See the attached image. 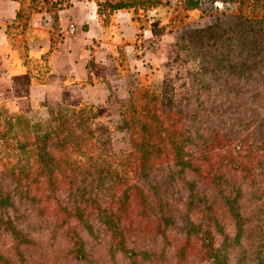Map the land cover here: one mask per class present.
Here are the masks:
<instances>
[{"label": "trees", "instance_id": "16d2710c", "mask_svg": "<svg viewBox=\"0 0 264 264\" xmlns=\"http://www.w3.org/2000/svg\"><path fill=\"white\" fill-rule=\"evenodd\" d=\"M11 1L18 9L8 32L21 57L22 36L39 15L51 18L54 49L58 12L73 0ZM212 1L241 17L181 38L184 55L198 62L190 96L142 83L132 90L117 126L130 146L119 155L104 148L92 106H63L39 121L0 106V235L11 237L20 264L32 222L48 225L52 242L62 235L67 255L87 264L92 243L112 264L118 255L157 264L168 250L172 264H264V21L251 19L264 16V0ZM95 3L101 26L127 11L139 38L148 14L172 0ZM173 3L169 26L203 5Z\"/></svg>", "mask_w": 264, "mask_h": 264}, {"label": "crops", "instance_id": "0c3cea01", "mask_svg": "<svg viewBox=\"0 0 264 264\" xmlns=\"http://www.w3.org/2000/svg\"><path fill=\"white\" fill-rule=\"evenodd\" d=\"M17 9L16 2L0 0V98L33 121L63 106L88 105L98 113L96 128L114 129L120 105L143 78L147 75L158 87L169 73L165 35H156L149 25L138 38L127 11L116 12L109 26H101L95 0H73L58 12L54 49L50 16H37L22 36L23 59L8 32Z\"/></svg>", "mask_w": 264, "mask_h": 264}, {"label": "rangeland", "instance_id": "374dc122", "mask_svg": "<svg viewBox=\"0 0 264 264\" xmlns=\"http://www.w3.org/2000/svg\"><path fill=\"white\" fill-rule=\"evenodd\" d=\"M202 2L203 5L201 9L187 12L188 17L175 26L168 25L169 19L174 15L173 0L171 5L156 9L148 14L150 16V24H148V26L151 25L155 30L159 29L161 26L164 27V31L160 35L166 36L164 50L169 73L164 79L163 84H159L158 87H155V84H151L146 75L141 82L144 86L158 88V91L171 94L176 99H184L191 95L193 92V84L190 80V74L197 70L198 62L196 59L188 58L184 55L185 52L181 49V38L187 37L186 35L190 31H202L209 27H215L219 23H223L224 25L234 24L236 18L241 17L238 15V11L234 6L227 8L222 5L217 6L212 0H202ZM249 19L250 18L247 20ZM251 19L264 21V16H260L259 14ZM1 105H5L7 108V104L0 98V106ZM7 109L10 110L9 107ZM97 114L96 112V116ZM95 131L102 139L104 148L112 152L113 155H119L129 149L130 142L128 133L121 128L115 127L114 129H109L101 127L96 128ZM32 225H34V229L31 232L33 243L29 246L30 249L28 253L23 255L24 263L22 264L88 263V260L76 262L74 258L67 255L66 251L68 245L62 235H59L57 239L52 242L51 234L46 231L48 225H42L43 229H38V224L35 222H32L29 226ZM22 228L28 229L24 222ZM155 245L159 246L157 242H155ZM91 246L93 247L89 258L91 264H112L103 247L95 243H92ZM13 248L14 243L11 237L5 234L0 235V256L6 258L8 262L11 261V263L6 264H20ZM168 249L169 248H166V250ZM171 255V251L168 250L167 254L159 257V262L157 264H172ZM115 261H117V264H129L128 260H125L121 255H118ZM1 263L0 261V264Z\"/></svg>", "mask_w": 264, "mask_h": 264}, {"label": "built area", "instance_id": "2783aa9c", "mask_svg": "<svg viewBox=\"0 0 264 264\" xmlns=\"http://www.w3.org/2000/svg\"><path fill=\"white\" fill-rule=\"evenodd\" d=\"M216 5H217V6H221L222 4H218V3H216Z\"/></svg>", "mask_w": 264, "mask_h": 264}]
</instances>
